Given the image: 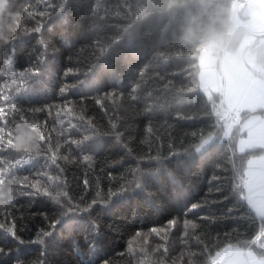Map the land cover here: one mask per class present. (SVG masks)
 Here are the masks:
<instances>
[{
  "label": "trees",
  "instance_id": "trees-1",
  "mask_svg": "<svg viewBox=\"0 0 264 264\" xmlns=\"http://www.w3.org/2000/svg\"><path fill=\"white\" fill-rule=\"evenodd\" d=\"M235 1L148 0L152 15L142 23L137 21L135 14L126 17L127 9L122 7L125 3L135 5L137 0H83L79 5L73 4L62 18L54 15L52 20L45 19L43 36L51 47L46 52L48 67L38 79L48 83L41 87L29 82V87L22 86L13 92L8 104L0 101V106L6 109L12 103L16 105V111L8 114V120L26 117L29 121L46 124L48 132L45 134L51 135L55 146L64 138H79L75 129L67 127L70 118L56 114L61 105L70 102L77 115H86L103 128L109 127L111 116L123 133L124 144L132 149L129 153L125 146L104 136L94 142V151L89 153L92 156L90 164L84 163L82 157L76 161L73 156V162L61 158L58 165H53L41 153L40 157L22 166L23 175L31 177L43 170L58 178L62 192L77 199L83 197L88 203L93 199L99 201L82 215H68L65 209L42 196L17 192L15 203L4 206L11 214L8 219L15 220L17 234L24 240L49 229L51 221L61 222L63 230L58 226L54 236L47 238L46 264H160L163 248L155 251L159 245L169 249L166 264H188V253L203 248V244L197 245L191 235L181 238L184 212L191 203L202 205L196 213H189L188 218L200 225V236L212 246L213 253L216 245L242 240L256 231L246 207L241 205L235 210L237 202L230 194V185L234 183L232 166L234 162L239 165V156L233 158L227 143L219 141L209 155L194 152L193 141L198 142L201 132L209 130L214 118L210 109L206 112L203 102H187L180 93L181 88L187 89L192 84L191 73L195 71L188 50L200 55L211 41H224L230 36ZM47 2L52 0H0V11H4L11 25L4 32L5 37L11 35L16 24L15 13L23 16L25 8L29 7L43 10ZM54 2L60 4L62 0ZM93 9L106 19H96ZM129 24L138 28L136 51H143L144 56H133L124 46L116 48L110 56H103L99 49L89 46L97 38L103 42L105 37L123 35ZM23 26L25 21L21 20ZM239 40L236 39V44ZM179 46L185 48L182 56L178 55ZM42 51L38 40L31 36L21 38L14 49L0 44V89L7 93L3 85L8 82L12 87L9 76L26 71ZM161 51L166 54L165 59L158 57ZM145 66H148V83L140 90L138 100L132 101L128 93L138 78V71ZM69 70L70 74L65 76ZM157 73L162 80L154 79ZM169 80L170 91L165 92L161 85ZM64 83H67V92L61 96L58 89ZM110 91H122L124 95L115 106L105 102L108 109L105 115L95 101L103 99ZM157 93L165 98L157 100ZM181 99L185 103H180ZM149 121L154 129L151 135L146 131ZM73 122L80 123L79 120ZM9 127L14 129V124L10 123ZM22 130L26 129H18L16 137ZM193 132L197 137L192 136ZM169 145L173 147L170 149ZM185 149H192V155H187ZM173 151L179 155L172 156ZM70 152L65 148L63 154ZM157 154L167 158L160 162L147 160V156ZM8 156L7 152H0V157L7 159ZM137 165L144 173L142 189L104 204L109 190L131 180ZM215 176L220 179H214ZM40 179L46 182L45 177ZM12 187L19 188L18 185ZM217 187L223 192H217ZM30 191L23 190L24 193ZM224 195L229 199H223ZM228 208L234 211L228 213ZM170 219H178L181 224L168 234L167 241L162 239L163 233L160 237L150 234L151 228L165 227ZM3 222L5 219L0 216V223ZM136 232L147 235L150 243L143 245L139 239L130 251L129 245ZM0 247L5 249L0 255V264H16L18 257L24 264H32L45 245H16L0 229ZM141 247L146 248L147 255L140 251Z\"/></svg>",
  "mask_w": 264,
  "mask_h": 264
},
{
  "label": "snow or ice",
  "instance_id": "snow-or-ice-1",
  "mask_svg": "<svg viewBox=\"0 0 264 264\" xmlns=\"http://www.w3.org/2000/svg\"><path fill=\"white\" fill-rule=\"evenodd\" d=\"M82 2L83 0H62V3L56 4L52 0V2L46 3L43 10L29 7L25 8L23 16L15 13L18 19L12 33L10 36H6L5 39L0 40V44L14 49L21 38L31 36L38 40V44L43 48V51L36 58L35 63L26 71L12 73L9 76L12 87H9L8 82L4 83L3 87L7 88L8 91L5 93L0 89V101L8 104L10 99H12L13 92L19 91L22 86L25 88L29 87V82L31 84H39L41 87L48 83L38 79L44 69L48 67L46 52L51 47V44L43 36L45 19L52 20L54 15L62 18L69 12L73 4L79 5ZM122 7L127 9L125 12L126 17L135 14L138 22L145 23L152 15L148 0H137L135 5L125 3ZM92 15L96 19H106V17H100L96 9L92 10ZM21 20L25 21V26L23 27H21ZM138 45V28L129 24L124 29L123 35L117 33L112 38L105 37L103 42L100 38H97L89 46L93 49H99L100 54L103 56H110L116 48L124 46L133 56L142 57L145 54L141 50L136 51ZM179 49L178 55L182 56L185 48L179 46ZM188 55L195 71L191 73L192 84L187 89L181 88L180 93L187 98V102H203L206 112L210 109V115L214 118L209 130L206 133L201 132L197 138L198 142L193 141L194 152L200 155H209L216 149L219 141L227 143L233 158L237 155L239 156V165L234 162L232 166L234 183L230 185V194L231 198L237 202L235 210L238 211L241 205L246 207L249 218L256 225V231L247 238L236 242L228 240L222 245L218 244L213 253L212 246L202 240L200 236V225L188 218L189 213H196V210L201 208L202 205L191 203L184 212L185 218L182 221L183 231L181 238L184 239L191 235L197 245L203 244V248H198L196 251L188 253L190 257L188 264H264V70L248 72L238 81L229 80L225 82L221 80L217 82L216 78L202 65L199 53L193 54V52L188 50ZM158 57L165 59L166 54L161 51L158 53ZM70 71L65 72V76L69 75ZM148 74V66L138 71V78L133 81L128 93L132 101L138 100L140 90L148 83V80H146ZM154 79L162 80L163 78L157 73ZM170 85L171 81L169 80L167 83H163L161 87L165 92H168L170 91ZM58 91L61 96H64L67 92V83L60 86ZM123 95L122 91L119 93L110 91L104 94L103 99H96L95 104L104 110L105 115H108L105 102L115 106ZM149 95L151 96L152 93H149ZM156 98L157 100H162L165 97L161 93H157ZM179 102L185 103V100L181 99ZM15 111V103H12L7 109L0 106V152L9 154L7 159L0 157V197L6 198L7 202L5 205H13L17 192H22V194L30 196L44 197L50 202H54L58 208L65 209L68 215L72 213L82 215L84 212L90 211L99 202L98 200L93 199L91 203H88L84 201L83 197L77 199L70 196L67 192H62L58 186V178L48 175L43 170L30 177L29 175H23L21 169L23 165L28 164L34 157H40L41 153L53 165H58L61 158L66 162H73V156H75L76 161H79L82 157L84 163L90 164L92 156L89 153L94 151L93 144L104 136L114 139L117 145L125 146L130 153L132 149L124 144L123 133L118 128L115 120L109 116V127L103 128L97 125L94 119L83 114L77 115L70 102L64 103L57 110V117L61 115L69 117L67 127L75 129L79 134V138H64L62 142L58 141L53 146L51 135L45 134L48 132L46 124L41 125L39 122L29 121L26 117H20L16 121H9L8 114ZM74 120H79L80 123L76 124L73 122ZM10 123L14 124V129L9 127ZM21 128L38 135V148L35 152L28 149L17 150L16 131ZM146 131L149 135L154 131L150 121ZM61 135L63 136V133ZM192 136L197 137V134L193 132ZM45 144L48 145L47 148L43 147ZM172 147L173 145H169L170 149ZM65 148L71 150L70 154H63ZM13 153L17 155L13 156ZM185 153L192 155V149H185ZM170 154L172 156L179 155L174 151ZM166 158L161 157L159 154L147 156L149 162L152 160L160 162ZM131 176V180L121 183L118 188L110 189L103 203L106 205L111 204L117 197L126 195L136 189H142L144 173L140 170L139 165L131 173ZM40 177H45L46 182H42ZM214 179H220V177L215 176ZM84 183L85 188H87L89 186L88 181L85 180ZM53 184H56L57 187H53ZM13 185H18L19 188H14L12 187ZM26 189H31L32 191L24 193L23 190ZM217 192H223V190L217 187ZM223 199H229V196L224 195ZM227 211L232 213L234 209L228 208ZM10 215L4 206L0 208V216L5 219V222L0 223V229L16 245H45V248L40 250V257L33 261L32 264H46L44 257L47 256V238L54 236L58 226L61 231L63 230L60 227L61 222L51 221L49 223L51 231L44 229L37 233L35 238L30 237L28 240H24L17 234L15 220L8 219ZM199 219L203 220L204 217H199ZM180 224V220L170 219L165 227L151 228L150 234L160 237L163 233L162 239L167 241L168 234ZM139 239H142L143 245L150 243L147 235L136 232L135 238L129 245L130 251L134 250L136 241ZM161 248H163V259L160 264H166V260L169 257V249L165 245H159L155 251L160 252ZM140 251L147 255L146 248L141 247ZM4 252L5 249L0 247V255H3ZM16 264H24V261L18 257Z\"/></svg>",
  "mask_w": 264,
  "mask_h": 264
},
{
  "label": "crops",
  "instance_id": "crops-1",
  "mask_svg": "<svg viewBox=\"0 0 264 264\" xmlns=\"http://www.w3.org/2000/svg\"><path fill=\"white\" fill-rule=\"evenodd\" d=\"M232 25L231 35H233L224 41H216V45L212 47V50L217 53L214 63L215 69L212 70L211 62L205 66L206 70L216 78L217 82L218 68L222 67L223 70L228 67L242 68L246 59L241 52L249 46L247 40L254 37L258 41L260 38L256 37L264 34V32H256L264 31V0H236L232 10ZM237 32L243 33L238 44H236L235 38ZM263 57L264 52L257 59L255 72L264 70Z\"/></svg>",
  "mask_w": 264,
  "mask_h": 264
},
{
  "label": "rangeland",
  "instance_id": "rangeland-1",
  "mask_svg": "<svg viewBox=\"0 0 264 264\" xmlns=\"http://www.w3.org/2000/svg\"><path fill=\"white\" fill-rule=\"evenodd\" d=\"M258 33H263L264 31H256ZM241 32H237L235 38L240 39ZM216 41H211L208 43L200 53V58L202 65L205 67L206 64H210L211 62V68L214 70V63L216 60V55L212 50V47L216 45ZM247 46L241 54L246 59V62L244 63V66L242 68H232L228 67L226 69H222V67H219L218 69V82L223 80L225 82L231 80V81H238L242 79L246 73L248 72H255L257 68V59L262 55L264 52V35L262 38H260L258 41L253 38H249L247 40ZM206 62V63H205ZM263 63H264V57H263ZM206 69V68H205ZM18 95H23V93H18Z\"/></svg>",
  "mask_w": 264,
  "mask_h": 264
},
{
  "label": "clouds",
  "instance_id": "clouds-1",
  "mask_svg": "<svg viewBox=\"0 0 264 264\" xmlns=\"http://www.w3.org/2000/svg\"><path fill=\"white\" fill-rule=\"evenodd\" d=\"M5 8H6V5H5ZM12 18L14 19V17ZM10 27L11 25H9L5 19L4 11H0V40H3L6 38L4 35V32L6 29H9ZM232 35L230 33V36ZM37 141H38V135L36 133L30 132L27 130H22L19 136L16 137V148L17 150H21V151L25 149L34 151L38 148ZM6 202L7 200L5 197H0V208L5 206Z\"/></svg>",
  "mask_w": 264,
  "mask_h": 264
}]
</instances>
